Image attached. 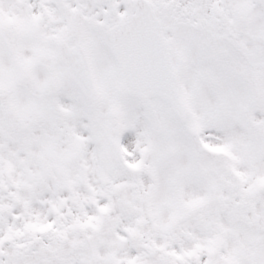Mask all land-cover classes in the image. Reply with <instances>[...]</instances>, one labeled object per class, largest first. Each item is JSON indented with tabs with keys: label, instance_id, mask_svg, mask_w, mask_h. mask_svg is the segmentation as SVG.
Here are the masks:
<instances>
[{
	"label": "snow or ice",
	"instance_id": "6c2138e0",
	"mask_svg": "<svg viewBox=\"0 0 264 264\" xmlns=\"http://www.w3.org/2000/svg\"><path fill=\"white\" fill-rule=\"evenodd\" d=\"M0 264H264V0H0Z\"/></svg>",
	"mask_w": 264,
	"mask_h": 264
}]
</instances>
